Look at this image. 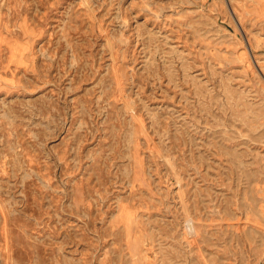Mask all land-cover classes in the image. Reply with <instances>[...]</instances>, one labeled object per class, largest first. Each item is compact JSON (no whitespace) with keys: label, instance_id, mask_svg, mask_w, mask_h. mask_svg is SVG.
<instances>
[{"label":"rangeland","instance_id":"374dc122","mask_svg":"<svg viewBox=\"0 0 264 264\" xmlns=\"http://www.w3.org/2000/svg\"><path fill=\"white\" fill-rule=\"evenodd\" d=\"M0 264H264V0H0Z\"/></svg>","mask_w":264,"mask_h":264}]
</instances>
